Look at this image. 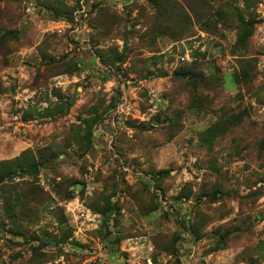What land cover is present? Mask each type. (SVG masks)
<instances>
[{
	"label": "rangeland",
	"instance_id": "1",
	"mask_svg": "<svg viewBox=\"0 0 264 264\" xmlns=\"http://www.w3.org/2000/svg\"><path fill=\"white\" fill-rule=\"evenodd\" d=\"M8 29L0 160H40L0 188V264H264V0H0ZM60 97L64 111L38 114ZM105 194L119 223L95 211L97 227L75 232L73 208Z\"/></svg>",
	"mask_w": 264,
	"mask_h": 264
},
{
	"label": "trees",
	"instance_id": "2",
	"mask_svg": "<svg viewBox=\"0 0 264 264\" xmlns=\"http://www.w3.org/2000/svg\"><path fill=\"white\" fill-rule=\"evenodd\" d=\"M245 24V23H244ZM247 27V26H246ZM251 29V26L249 27ZM5 34L3 33L2 35L0 34V43L5 41L7 38H11L13 39L14 37H16V32L15 30H12V29H8V30H5ZM251 31V30H250ZM250 31L246 30L243 32V38L248 35L250 33ZM117 60H120V59H124V55L123 53H119L117 56ZM69 64L67 63H62V64H59L61 69L59 70V72H70L72 73V62H68ZM184 63V62H183ZM182 63V64H183ZM77 65L75 64L74 67H76ZM69 67V68H68ZM67 69V70H66ZM190 74L191 76H193V72L190 71L189 68H186L184 66L180 67L177 71H175V75L176 74ZM243 74H246L245 72H243L241 75ZM240 76V75H239ZM246 76V75H244ZM238 79V76L235 77V80ZM63 98L64 97H60L58 98V107L57 109H52V108H44L42 111H40L38 114L40 116H47V115H56V114H59L60 111H64V109L66 108L65 104L66 102L63 103ZM60 104V105H59ZM68 105V104H67ZM110 106H114L113 103L110 102ZM24 118H27L28 116H30V114L28 112H25L24 113ZM95 118H97V115L96 114H93ZM154 119H157L156 117ZM94 120V119H92ZM92 120H90L89 122V127L91 126L92 124ZM224 128L221 127V122H219V120H217L215 123H213L210 127L207 128L206 132L204 133L205 135V138L204 140L206 141H210L209 138H212L216 135H219L223 132ZM85 137V134L83 135ZM91 135V131L90 130H87L86 131V137L90 138ZM208 136V137H207ZM87 139V143L89 144V140ZM27 149L23 150L22 152H20V154H18L17 156H14L13 158H8V159H1L0 160V188H3V192H7V189L8 191H11L9 189V184H12L11 181L13 180L14 176H17L19 173H36L38 171V163H39V154L37 155V160L32 157L31 159H29L28 157H25L24 160L22 161V154L26 151ZM18 159L20 160V163H17ZM167 174H169V170L168 169H159L156 171V175H153L152 176V179L154 180V182H158L160 181L161 178H163L164 176H167ZM21 177L20 179L22 180L24 176H19ZM76 184V183H75ZM146 187V185H145ZM19 195H16L15 197L19 200L18 203L20 202L21 204V210L23 211L26 206L24 205V203H26V199H27V196L28 195H23V192L22 193H17ZM181 193H179L177 195L180 196ZM119 201L117 200H111V197L110 195L108 194H105L104 197L101 196V201H93L90 206L92 207V210L93 212L97 211L100 213V217H101V225L103 224V227L106 229V227H109V222L112 220L116 225L119 223V215H120V207H119ZM145 205H142L141 206V209L143 210ZM154 206H156L154 204ZM4 212L5 214L7 215H11L12 212H14L15 210V207H12L11 205V200H6L4 202ZM155 209V208H154ZM153 209V210H154ZM150 210V207H147L146 208V212L145 213H148ZM219 230V229H217ZM64 233L61 234L59 236V239L56 241L57 244H62L64 243L68 238V234L66 231H63ZM69 232V231H68ZM111 231L108 229L106 231V234L108 235H111ZM213 233H218V231H214ZM227 237V231H223L222 233H218V241H223L224 239H226ZM67 238V239H66ZM117 240V237L114 236L113 239H111L110 242H115ZM41 246H45V244H47L48 242L44 241V240H41ZM173 243V242H172ZM73 249H78V247H80V242L79 241H76V240H72V243H69ZM111 244H110V248H111ZM175 247V246H174ZM35 250V248L33 249ZM174 255L177 256V249L176 247L174 248ZM46 262V261H45ZM44 261L43 262H39L38 264H44L45 263Z\"/></svg>",
	"mask_w": 264,
	"mask_h": 264
},
{
	"label": "built area",
	"instance_id": "3",
	"mask_svg": "<svg viewBox=\"0 0 264 264\" xmlns=\"http://www.w3.org/2000/svg\"><path fill=\"white\" fill-rule=\"evenodd\" d=\"M82 8L80 10H84L83 8V4H81ZM84 15H86V12H84ZM200 41H196V39H192V43L193 46H195L196 43H198ZM191 45L185 47V51L183 52V54L179 57L181 60L183 61H189L191 60ZM14 120L16 121H20L22 122L21 119V113L20 111H16L13 115ZM76 209L77 211V221H76V225L75 228L76 231L75 232H80L81 229H83V225H87L88 222L90 221L91 223L94 222V226H96L99 222V214L96 212L91 211L89 208L85 207V206H78V207H74L73 210ZM97 227V226H96ZM76 234V233H75ZM75 239V238H74ZM75 240H79V239H75Z\"/></svg>",
	"mask_w": 264,
	"mask_h": 264
},
{
	"label": "crops",
	"instance_id": "4",
	"mask_svg": "<svg viewBox=\"0 0 264 264\" xmlns=\"http://www.w3.org/2000/svg\"><path fill=\"white\" fill-rule=\"evenodd\" d=\"M21 119H22V118H21ZM13 122H14V121H13ZM17 122L22 123V124L25 123V125H27V123L30 122V120H29V118H26L25 120L22 119V122H20V121H16L15 123H17ZM14 128H15V126H14ZM7 262H8V264H12V262H11L10 260H7Z\"/></svg>",
	"mask_w": 264,
	"mask_h": 264
},
{
	"label": "water",
	"instance_id": "5",
	"mask_svg": "<svg viewBox=\"0 0 264 264\" xmlns=\"http://www.w3.org/2000/svg\"><path fill=\"white\" fill-rule=\"evenodd\" d=\"M178 74H176V76H177ZM181 77H183L184 76V74H179Z\"/></svg>",
	"mask_w": 264,
	"mask_h": 264
}]
</instances>
